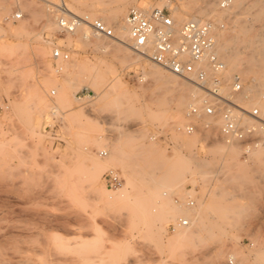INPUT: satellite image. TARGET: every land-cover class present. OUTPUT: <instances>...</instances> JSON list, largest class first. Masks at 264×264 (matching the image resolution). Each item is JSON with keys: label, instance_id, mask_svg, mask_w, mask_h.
I'll list each match as a JSON object with an SVG mask.
<instances>
[{"label": "rangeland", "instance_id": "1", "mask_svg": "<svg viewBox=\"0 0 264 264\" xmlns=\"http://www.w3.org/2000/svg\"><path fill=\"white\" fill-rule=\"evenodd\" d=\"M15 1L0 0V43L22 44L19 48L0 53V100L6 104V109L0 110V264H209L207 258L220 246L224 248H221L224 252L227 251L226 254L230 251L235 253L232 264H264V176L249 170H253L251 159L241 156L237 147L231 153L215 152L217 147L225 145L218 140L220 124L213 130L199 131L198 141L194 145L188 144L185 133L177 131L178 124L172 125L171 121L170 126H167L169 123L164 127L161 123L157 125V120L146 116L133 115L120 121H115L112 117L108 121L106 118L110 113L113 115L116 108L97 103L88 107L89 109H83V100L76 101L74 97H94V93L102 92L103 88L98 87L99 82H92V79L72 82L70 77L73 76L69 74L71 67L64 73L56 70L50 58L52 44H65L69 47L72 61L73 58L77 61L87 59L89 62H95L99 58L105 60L102 70L113 67L118 72L121 88L128 91V94H143L144 97L141 96L140 99L146 103V89L151 85L150 81L148 79L141 82L139 67H127L129 62L126 60L122 63L109 54L85 49L75 43L76 36L67 38L59 35L57 28L45 27L47 2L59 0H20L35 5L36 9L45 14L41 12L43 16L39 15L40 18L38 16L35 20L25 8L22 20L6 25L4 18L17 9ZM62 1L73 7L77 5L73 0ZM80 1H86L85 4H89L87 7L92 8L100 2L112 6L116 0ZM139 1L150 3V6L147 4L149 8H160V3L163 2L130 0L126 12L137 6ZM167 1L179 7L186 0ZM221 1H214V11L203 20L212 21L214 16H222L217 27L222 33L226 32V36L220 34L221 41L238 35L235 42L229 44L231 50L234 48L233 52L241 53V60L247 62L245 58L248 56L246 59H249L261 48L257 38L264 34V14L259 13V7L255 3L257 0H244L242 10L230 9L231 4L221 8ZM76 7L80 12H84L86 8L79 5ZM163 8L172 13L169 7ZM186 18L189 20L190 17ZM21 24L26 25L25 32L13 31L12 28ZM238 25L248 28L247 35L238 34ZM68 39L71 40V45H68ZM46 41L52 44L47 45ZM37 47H44L46 51L42 59L36 55ZM146 60L142 57L141 62L155 65ZM108 64L110 67L106 68ZM155 67L158 68L156 65ZM240 69L243 71L248 68L240 65ZM233 73L238 74L237 71L227 72L226 68L224 76L228 79ZM259 73L250 71L245 77L239 73L245 85L255 80L256 85L252 86V90L257 95L264 93V86L259 84ZM47 78L55 81L44 86L43 81ZM65 79H71V101L60 106L56 101L59 94L57 84L66 85ZM36 91L44 96L38 105L40 111L34 109L37 104L34 97ZM166 97L171 99L170 94H166ZM238 102L248 108L246 103ZM53 105L57 109L53 113L54 119L50 113ZM161 107L169 112L172 103ZM78 111L84 113V126L81 123L79 125L78 121L74 123L70 117V113ZM183 119L188 122L185 114ZM118 123L120 126L116 125ZM151 123L154 124L150 125ZM195 123L202 128V121ZM200 127L198 128L201 129ZM119 136L120 143L116 142ZM165 139L172 145H167ZM131 142L133 143L130 144ZM100 150L107 152L103 158L109 157V160L96 180L95 187L104 186L106 190L115 192L126 185V178L131 181L127 185V196L130 198L109 208L97 202L93 191L83 179L88 155L100 157ZM152 150L162 152L167 158H171L177 151L190 162L188 170L182 172L185 181L183 188L173 191L172 202L176 203L178 200L179 204L182 203L187 196H184L185 190L188 191L189 188L197 209L209 197L210 192L216 189L231 197L228 204L243 203L244 210L235 216L227 209L210 208L203 217V222L199 224L196 221L193 224L195 227L189 229L197 230L194 236L196 238L185 241L181 250L169 253L168 248L160 246L156 239L158 230L161 231L164 243L176 233L170 228L173 223L164 221L167 205L161 206L145 199L147 191L156 187V177L151 180L155 172L151 165V159L155 156ZM228 158L243 163L249 177L251 176V182L246 187L243 186L244 191H241L244 196L242 199L234 196L237 192H233L222 180L220 167L223 160ZM108 170L118 172L121 177L122 184L117 189L104 184L103 175ZM253 173L255 175L252 176ZM136 199L139 201L136 202ZM144 207L150 215L146 216ZM210 232H213L212 236ZM229 261L228 255H225L219 264H229Z\"/></svg>", "mask_w": 264, "mask_h": 264}, {"label": "bare ground", "instance_id": "2", "mask_svg": "<svg viewBox=\"0 0 264 264\" xmlns=\"http://www.w3.org/2000/svg\"><path fill=\"white\" fill-rule=\"evenodd\" d=\"M73 1L77 5L86 7L87 9L85 8L84 12H80L79 10H77V9H79L76 7L77 5L76 6L74 5L75 7L67 5L69 11L72 14H75V15L83 17V18H87L90 21H92L94 19H99V20L103 21L105 24H107L108 26H111L115 29L116 35L119 38L118 40H108V39L97 38V37H85L88 30L85 26H81L76 31V33L74 35L77 37L74 39L75 43L77 45L79 44V45L85 47V49L88 48L89 50L91 49V51L100 52V54L101 53L102 54H109L113 58L120 59L122 61V63H123V61L125 62V60H126L127 63L129 62L127 64V67L128 66L139 67L140 74H141V77L139 78V80L141 82H143V81L149 79L150 84H151L146 89V90H148V92L146 91L148 93V95H146L147 99H148V103H146L145 101L140 99V97L143 96L142 91H141V94H142L141 96L138 94L133 95V93L130 92L132 95L130 97L129 96L130 93L128 94V91L121 88L122 83H121V81H119V78H118L119 76L117 77L118 72L116 73L115 69H113V67L112 68L110 67V64H108V66H106V68H108V67H110V68H108L107 70H105V68H103L104 70H102V67L103 66L105 67V65H103L105 63V60L102 61L99 58L98 60H95V62H89L86 58H85L86 60H81V61H77L73 58V61L69 60L66 62H59L58 69L63 71V73H64L66 70H68V68L71 67L72 71L69 72V74L71 73L73 76V77H70V78H72V82L77 83L76 81H78V80H80L81 82H85V81H89L90 79H92L93 80L92 82H94V81L99 82L97 85L98 87L100 86L103 88L102 92L94 93V95H95L94 97L86 96L83 99H77L76 97H74V100H76V101L83 100L82 101L83 102V109H86V108L89 109L90 107H92L93 105H95L97 103H102V105H104V106H112V107L116 108L115 113H113V115H111V113H110V116H108V118H106L108 121H110L112 117H113V120L115 119V121H120L122 119H125L126 117L133 116V115L136 117L146 116L149 119L153 118V119L157 120L158 121L157 125H158V123H161L162 127L166 126L169 123L170 124L167 126H170L171 122H173L172 125L178 124L176 128L183 130L184 126L186 125V122H184V119H183V114H185V116H186L187 109L191 105L198 104V102L202 98L205 97V93L202 92L200 89L196 88L191 82H189L185 79L177 78L176 76H174L170 73H167V71H163V69L162 70L158 69L160 67L157 68V67H155V65L153 66L152 64L148 65L149 63L148 64L142 63L141 62L142 57L137 55L136 53H134L133 51H131L127 47V45L125 44V41L127 39V30L125 29V25H124V18L127 14L126 6L130 0H116L114 5H112V6H106L100 2L97 5L95 4L96 6L94 5V7H92V8L87 7V5H89V4H85V2H86L85 0H84L85 2H82L80 0H73ZM214 1H216V0H186V1L182 2L179 7H176V6L171 5L170 1H167V0L164 1L163 0L162 4L160 3L159 7L160 8H162L164 6L169 7V9L172 12L171 17H172L173 21L175 22V24L177 26H179L182 23H184L185 21H188V18H186V16L190 17L189 20L203 21V19L207 18L214 11V6H215ZM243 3H244V0H230L231 6L229 5L230 6L229 8L230 9H239V8H241ZM255 3L259 7V13L264 14V0H257ZM147 4H145L142 1L137 6L140 8L150 9L149 8L150 3L148 4L149 6ZM253 5H254V3H253ZM14 6L20 12H22L23 9L27 8L30 16L35 20H37V17L39 15L43 16L42 15L43 12L40 9L39 10L36 9L35 5H33V4H30V3L26 4L20 0H18V1L16 0L14 2ZM242 9L243 8H241L240 10H242ZM214 13L216 15V12H214ZM237 13H238V11H237ZM43 14H45V13H43ZM214 17L215 18H213L212 21L214 23V29H215L214 34H215V40H216V46H217L216 50H217L218 55L225 62L227 72H230V71L236 72L237 71L238 75L240 73L242 76L245 77L248 74V72H250V71L251 72L255 71V73H256V71H259L260 72L259 76H258L259 84L261 86H264V34L257 38L258 43L261 44V48L255 54L250 56L249 59H246V58H248V56H247L245 58V60H247V62L244 61V62H246V63H244L240 57L241 53L239 54L237 52H233L234 48L232 47L233 49L231 50V47L229 44V42H233V41L235 42L236 38H238V35H235V37L232 36L231 38H229L230 36L229 37L227 36L229 38V40H226L227 38H224L226 36L225 35L226 32L222 33V31L219 30L217 27L218 24L221 23V20L223 17L222 16H218V17L214 16ZM39 18H40V16H39ZM44 22H45V19H44ZM236 23H238V21ZM45 24H46L45 27L48 26L50 28L51 27L56 28L55 22L53 21V18L50 16L49 13H46V23ZM238 26H239L238 34L239 35L242 34L243 36L247 35V33L249 32L248 28L245 27L244 25H238ZM50 28H48V29H50ZM12 29H14L13 31H16L19 33L25 32L26 25L21 24L19 27H15ZM220 34L225 35L223 37L225 39V41L223 38H222L223 41H221V35ZM37 38H39V36ZM67 38H70V36H67ZM251 38L252 37L250 36V39ZM246 41H247V39H246ZM251 41H252V39H251ZM251 41H249V42H251ZM46 43H47V45L51 44V42H47V41H46ZM71 44H72L71 40L68 39V45H71ZM234 44L236 45V43H234ZM21 45L22 44H20V43L14 44V45L6 44L3 41L0 43V53L6 52L8 50L9 51L14 50L16 48H19ZM38 47H39V45H38ZM38 47L35 48L36 49V55H37V57L42 59L45 56L46 51H45V49H43L44 47L43 48H41V47L38 48ZM240 51H242V50L240 49ZM73 55H75V54H73ZM244 55H245V53H244ZM242 58H243V56H242ZM92 59L94 60L95 57ZM127 60H129V61H127ZM106 62H108V61H106ZM146 62H147V60H146ZM240 65H245L246 69L248 68L250 71H248V69L241 71ZM226 68H225V70H226ZM85 74H86V76H85ZM223 76H224V74H223ZM224 78H225V76H224ZM65 80H63V81H65ZM54 81L55 80L47 78L43 81V83H44V86H48V85L52 84ZM66 81H67V84L64 86H62V85L58 86L59 84H57L59 94L56 97V99H57L56 101H57V104L60 106L65 105L67 103L69 104L71 101L70 97H69V94L71 92L70 87H69L71 84L70 83L71 79L66 80ZM242 82H243V80H242ZM243 84H244V82H243ZM254 85H256L255 80H251L248 85L244 84V88L246 90V93L243 96H240L237 100H239L240 102H242L244 104L246 103V105H248V108L251 107V105H256V106L260 107L261 109H263L264 108V101H262L261 96L264 93L257 95L252 90V86L254 87ZM144 87H146V86H144ZM142 88H143V86H142ZM166 94H170L171 99L167 98ZM34 97L37 100V104H35L34 109L36 111H40L41 108H39L38 105L41 104V102L44 99L43 93H41L40 91H36L34 94ZM147 99H145V100H147ZM169 102L172 103V108L169 111L171 113L166 112V110H163V108L161 107V106L168 104ZM51 111L53 113H56L57 109H56L55 105H53V107L51 108ZM70 117L72 120H74L73 121L74 123L75 122L77 123V121H78V124L81 123L82 126L86 125L85 119H83V117H84L83 111L72 112V113H70ZM169 121H171V122H169ZM154 123H151L150 125H152ZM245 123L251 124L254 126L256 125V123H254L250 120H247V119H245ZM219 124L221 125V121L217 118L204 117L202 120L201 126L204 129L205 126L208 125V128L206 130L209 131L210 129L213 130L212 128L219 126ZM116 125L120 126L119 123ZM159 127H160V124H159ZM173 127H175V126H173ZM141 129H143V128L141 127ZM181 132L185 133L184 131H181ZM198 133H194L192 135L185 134L186 140L188 141V144H194L195 145L196 141H198L197 140ZM218 140L221 141L219 139V137H218ZM119 141L121 142L120 136L118 137V140L116 142H119ZM132 143L133 142H131L130 144H132ZM126 144H127V142H126ZM184 144H186V142ZM222 146L224 148L221 146L217 147L215 149V152L221 153V152L226 151V152L231 153L232 150H234L236 148V146H234V145H226L225 144ZM101 151H104V150H100L99 153ZM176 152L174 153L173 156H171V158H167V157H164L165 155L163 156V154H161L162 152L159 153L156 150H152V153H154L155 156L151 159V165H152L153 169L155 170V172H153V174L151 176L152 177L151 180L153 181V179H155V177H156V179H155L156 187L150 188L147 191V193L145 194L146 200H150L152 202L154 201L155 203H158L160 205L162 204L163 206L167 205V210H166L165 220H164L165 223L172 222L173 224H176V222L179 218L188 219L190 222L188 227L178 228L176 230V233L173 234L172 237L166 241V243L163 242L162 236H161V231L158 230V233L156 236L157 242L160 244V246L164 245L165 247H167L169 253H173L176 250H181L182 245L185 241H188L190 238H194V236H196L195 233L197 232V230L194 231L195 230L194 229L193 231H190L189 229L192 226H194L193 224L196 221H199V224H201L203 222L202 221L203 217L205 216V214L208 212V210L210 208H216V209L221 208L223 210L227 209V210H230L232 212V214L235 215V214L240 213L241 210L243 209V206H244V204L241 203L240 201L239 202L241 204H236L237 202L235 203V205L228 204V201L231 199V197L229 195H228L229 196L228 197L225 194V192H222L221 190H216V189L210 192L209 197H207V199H205V202L200 203L199 206L197 207V209H196L195 205L193 207H188L185 204V199L187 198V196L191 195V191H190L191 189L189 190V188L187 189L188 191L185 190L184 196H186V195L187 196H186V198H183L182 203L179 204L178 200L176 201V203H178V204L172 202V199H171L172 196L171 195H172L173 191L176 189L180 190V188L181 189L183 188L182 186L184 185L185 181L182 177V172L188 170V168L190 166V162L187 161L183 155H180L178 152L177 153ZM106 155H107V152H106ZM249 159H251V162L253 164V170L252 169H249V170L254 171V172L256 171L257 173L264 176V151L260 148L253 149L251 151V153L249 154ZM87 160H88V162L86 163V167L84 168L85 172L83 174V176H84L83 179L87 182V185L93 191L95 199L97 200V202H101L103 205H105V208L106 207L109 208V207H113L116 204H121L130 198V197L128 198V196H127V187H128L127 185L129 184V182H131L129 180V178H126V185H123L122 188L117 189L115 192L106 190L104 188V186L103 187L98 186V188L95 187L96 180L99 179L101 171L107 166V164H108L107 161L109 160V157L103 158L101 156L96 157V156L88 155ZM199 165L200 164H198V166ZM220 169H221L220 172L222 171V173H221L222 180L225 181L226 184L230 186V188L233 190V192H237L234 196H236L237 198L241 197V199H242V197H244V196H242L243 195L242 192L244 191L243 188L246 187L245 185L248 184V182L250 181L249 179L251 177V176L249 177V173L247 172L245 165L241 162L240 163L235 162L233 159L228 158L226 160H223V165L220 167ZM151 171H152V169H151ZM253 175H255V173H253L252 176ZM219 176H220V174L218 175V178H219ZM257 176H259V175H257ZM98 183H99V181H98ZM97 185H99V184H97ZM222 190H224V189H222ZM137 201H139V200L136 199V202ZM152 206H154V205H152ZM143 209L146 210V216L150 215L149 212L147 211L146 207H144ZM235 216H237V215H235ZM191 229H193V228H191ZM160 230H163V228H161ZM212 234H213V232L211 233V236H212ZM221 248H223V247L220 246V248H217V249L215 248L216 250L211 255H209L210 258L209 257L207 258V260L209 259V264H219V262L221 261V259H223V257H225V255H228L229 260L234 259V257H235L234 252L230 251L226 254L227 251L224 252L225 251V250H223L224 248L223 249H221Z\"/></svg>", "mask_w": 264, "mask_h": 264}, {"label": "built area", "instance_id": "3", "mask_svg": "<svg viewBox=\"0 0 264 264\" xmlns=\"http://www.w3.org/2000/svg\"><path fill=\"white\" fill-rule=\"evenodd\" d=\"M229 4L230 0L220 2L221 8ZM46 7L59 35L74 36L81 26H85L88 30L85 37L119 39L113 27L99 19L90 21L72 14L62 0L47 2ZM23 17V13L16 9L4 18V23L12 25ZM124 25L127 30L125 44L131 51L177 78L191 82L205 93L198 104L187 109L188 122L183 130L176 128L177 131H184L187 135L206 131L208 125L203 129L195 122L201 123L204 117H213L221 121L219 139L226 145L236 146L241 156L249 157L251 151L257 148L264 151V108L256 105L246 108L238 102L237 99L246 90L238 74H232L228 79L223 76L226 65L216 50L213 21L188 20L177 26L166 8L145 9L135 6L128 10ZM70 57L71 49L65 44H52L50 58L56 70L60 71L58 62L69 61ZM261 99L264 101V94ZM4 109L6 104L0 100V110ZM50 113L54 119L55 115L52 111ZM245 119L256 125L245 123ZM164 141L172 145L168 140ZM99 156L105 157L106 152L101 151ZM103 181L111 189H117L122 184L119 173L114 170L105 172ZM185 204L193 207L194 198L187 196ZM189 223L188 219L179 218L176 224L170 226L171 231L188 227ZM231 261L229 264H232Z\"/></svg>", "mask_w": 264, "mask_h": 264}]
</instances>
